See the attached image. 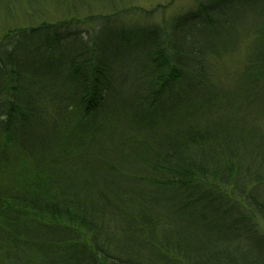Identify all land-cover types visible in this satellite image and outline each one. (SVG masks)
<instances>
[{
  "label": "trees",
  "instance_id": "trees-1",
  "mask_svg": "<svg viewBox=\"0 0 264 264\" xmlns=\"http://www.w3.org/2000/svg\"><path fill=\"white\" fill-rule=\"evenodd\" d=\"M95 1L0 0V264H264V0L36 21Z\"/></svg>",
  "mask_w": 264,
  "mask_h": 264
},
{
  "label": "rangeland",
  "instance_id": "rangeland-1",
  "mask_svg": "<svg viewBox=\"0 0 264 264\" xmlns=\"http://www.w3.org/2000/svg\"><path fill=\"white\" fill-rule=\"evenodd\" d=\"M204 1L206 0H99L90 4L81 5L78 9L79 12L75 14H66L62 12L65 10L60 7L58 9L48 8V12H46V14L42 13V15H38L39 18L36 21L42 18L44 22L48 20H63L75 15L82 18H85L88 14L94 16L111 15L116 12L118 13L119 10H122L121 14L125 12L124 15H128L129 13L127 12L131 10L133 12L132 15H129L125 18L126 24L131 26L148 27L162 25L166 18H177V16H182L189 13L190 11H194L198 7L200 8V3ZM257 3L253 1L246 2V14H248L247 16L249 24L251 23V26L247 28H249V31L252 34L255 33V25L253 23L257 20L256 14L260 13V10H263V1L259 2L258 4ZM18 16L15 18L9 17L10 19H4L0 15V37L9 28L19 25H28L31 22H27L26 24L18 22L14 23V21H17L15 19H17ZM83 21L85 22L83 25L84 28H88L92 24L94 25V23H92L91 20L89 21V19H84ZM240 30L241 29L236 32L235 37H233L229 43L231 48L237 47L238 40L236 38H240L239 47L241 46V49L239 50V53H235L231 56L227 54L221 57L218 62L215 63V67L219 68L221 74H225L226 76L222 78V83L226 86H230L232 84L233 88L231 90L234 91L235 96L239 94H242L243 96V92L252 85L250 84L246 89H244L245 79L241 75H236L234 77L232 76L237 72L238 69L241 68L244 60L243 57H248L249 55L251 56L252 54L256 53L258 51V47H260L257 38L254 39L251 37V35L247 36L244 33H239ZM237 97L238 98L235 100V103L239 105L242 103V101L239 100L240 95ZM248 108L249 106H247V108L243 106L242 110L240 111L243 112ZM254 110H256L255 112H264V95L257 97V104H255Z\"/></svg>",
  "mask_w": 264,
  "mask_h": 264
}]
</instances>
